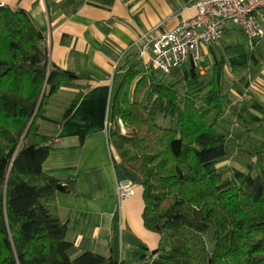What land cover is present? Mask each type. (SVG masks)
<instances>
[{
	"label": "trees",
	"instance_id": "obj_1",
	"mask_svg": "<svg viewBox=\"0 0 264 264\" xmlns=\"http://www.w3.org/2000/svg\"><path fill=\"white\" fill-rule=\"evenodd\" d=\"M212 71L208 80L191 63L170 75L135 66L114 88L108 139L121 158L113 155L115 167L143 188L144 226L162 238L150 257L131 264H264V145L240 183L218 168L234 150L220 123L229 100ZM77 79L50 63L25 11L0 7V264H129L117 225L108 255L73 257L68 224L55 214L56 195L71 193L74 180L45 173L55 145L39 121L49 120L51 97ZM245 128L250 135L258 125Z\"/></svg>",
	"mask_w": 264,
	"mask_h": 264
},
{
	"label": "crops",
	"instance_id": "obj_2",
	"mask_svg": "<svg viewBox=\"0 0 264 264\" xmlns=\"http://www.w3.org/2000/svg\"><path fill=\"white\" fill-rule=\"evenodd\" d=\"M196 0H0L25 11L44 37L52 65L79 79L65 84L46 108L49 120L39 132L54 138L43 169L59 180H74L71 193H58L55 214L67 222L71 255H108L115 226L121 260L134 263L159 249L162 238L144 226L143 188L119 202V173L108 139L110 105L116 84L130 67L152 65L154 44L167 32L193 19ZM264 30V10L257 15ZM229 105L220 123L234 150L218 168L237 182L249 173L257 144L264 145V41L250 50L243 32L228 23L220 43L202 50ZM208 67V68H207ZM65 94L66 108L52 101ZM80 95L69 117L67 108ZM246 125H258L248 135ZM44 127V133L43 132ZM239 179V180H238Z\"/></svg>",
	"mask_w": 264,
	"mask_h": 264
},
{
	"label": "built area",
	"instance_id": "obj_3",
	"mask_svg": "<svg viewBox=\"0 0 264 264\" xmlns=\"http://www.w3.org/2000/svg\"><path fill=\"white\" fill-rule=\"evenodd\" d=\"M2 7V5H0ZM196 16L164 34L153 46L152 67L170 75L191 63L203 73L206 57L202 50L220 43L228 23L237 26L254 50L264 41V30L257 15L264 10V0H196ZM138 184L120 175L119 202L134 196Z\"/></svg>",
	"mask_w": 264,
	"mask_h": 264
},
{
	"label": "rangeland",
	"instance_id": "obj_4",
	"mask_svg": "<svg viewBox=\"0 0 264 264\" xmlns=\"http://www.w3.org/2000/svg\"><path fill=\"white\" fill-rule=\"evenodd\" d=\"M208 68V67H207ZM205 69H206V66H204V71H205ZM203 71V72H204ZM174 72H176V71H174ZM203 77H205V78H207L208 80H210L211 79V74H206V76H203ZM170 79H172V76L170 77ZM180 89H181V92H182V94L184 95L185 94V92H187V83H184V81L182 80V79H180ZM145 90V89H144ZM143 90V91H144ZM67 97L65 96V94H63L62 96L60 95V96H57V97H55L54 99H53V101H52V105H53V109L54 108H57V109H61L63 106L66 108V106H68V105H66L67 103ZM63 107V108H64ZM159 123H163L162 122V120H160L159 119ZM120 124H121V127H122V123L120 122ZM44 127L45 126H43V132L42 133H44L45 131H44ZM122 129H124V128H122ZM44 134H46V133H44ZM113 152H114V155H115V157H116V159H117V162L120 164L121 163V158H120V156L118 155V153H117V151L115 150V148H113ZM233 157V156H232ZM240 179V181H242L243 180V178H239ZM238 179V180H239ZM139 185V184H138Z\"/></svg>",
	"mask_w": 264,
	"mask_h": 264
}]
</instances>
